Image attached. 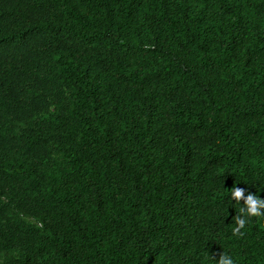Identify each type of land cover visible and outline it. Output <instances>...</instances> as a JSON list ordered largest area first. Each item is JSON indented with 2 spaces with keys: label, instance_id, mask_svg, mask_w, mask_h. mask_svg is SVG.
I'll return each mask as SVG.
<instances>
[{
  "label": "trees",
  "instance_id": "16d2710c",
  "mask_svg": "<svg viewBox=\"0 0 264 264\" xmlns=\"http://www.w3.org/2000/svg\"><path fill=\"white\" fill-rule=\"evenodd\" d=\"M233 187L264 198V0H0V264H264Z\"/></svg>",
  "mask_w": 264,
  "mask_h": 264
},
{
  "label": "clouds",
  "instance_id": "9594fccd",
  "mask_svg": "<svg viewBox=\"0 0 264 264\" xmlns=\"http://www.w3.org/2000/svg\"><path fill=\"white\" fill-rule=\"evenodd\" d=\"M228 197L231 198L230 200H234L235 204L241 205L239 213L234 217V226L231 229L232 236L243 237L252 217H264V198H261L258 193H249L245 196V190L239 187H233ZM241 201H244L243 204H241ZM213 260L216 264H237L236 259L225 252L220 255L218 260L214 258Z\"/></svg>",
  "mask_w": 264,
  "mask_h": 264
}]
</instances>
